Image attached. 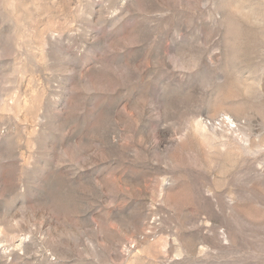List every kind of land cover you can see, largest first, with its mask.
Listing matches in <instances>:
<instances>
[{
    "label": "rangeland",
    "instance_id": "rangeland-1",
    "mask_svg": "<svg viewBox=\"0 0 264 264\" xmlns=\"http://www.w3.org/2000/svg\"><path fill=\"white\" fill-rule=\"evenodd\" d=\"M0 264H264V0H0Z\"/></svg>",
    "mask_w": 264,
    "mask_h": 264
}]
</instances>
